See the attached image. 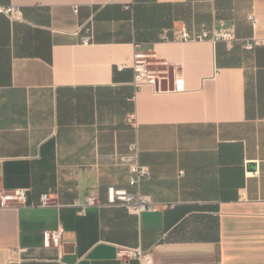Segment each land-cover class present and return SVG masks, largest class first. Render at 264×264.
<instances>
[{"label":"crops","instance_id":"1","mask_svg":"<svg viewBox=\"0 0 264 264\" xmlns=\"http://www.w3.org/2000/svg\"><path fill=\"white\" fill-rule=\"evenodd\" d=\"M0 5L24 17L0 13V191L29 194L25 206L0 209V264H141L120 259L124 247L151 251L155 264H264V45L245 48L264 40V0ZM222 21L236 28L232 48L161 40ZM136 44L181 74L184 90L174 80L136 89ZM136 141L149 168L141 192L170 207L87 206L93 195L105 201L108 186H129L118 157ZM45 193L50 206H41ZM60 226L62 247H43V232Z\"/></svg>","mask_w":264,"mask_h":264},{"label":"built area","instance_id":"2","mask_svg":"<svg viewBox=\"0 0 264 264\" xmlns=\"http://www.w3.org/2000/svg\"><path fill=\"white\" fill-rule=\"evenodd\" d=\"M78 12V9L75 8ZM0 13L7 15L13 21H24L23 12L21 8L16 6H3L0 5ZM252 22H256L254 16L250 17ZM83 32L81 41L83 44L88 45L93 42L94 33L92 26H84L79 30ZM211 40L213 42L225 41L227 45L232 48L234 42L237 40L236 28L234 25L220 22L219 27L215 28L211 33L207 30L201 32H192L187 28L173 29L172 32L165 31L161 35L162 41H177V42H192V41H205ZM264 45V40L253 39L245 43L247 50H253L256 46ZM133 56L132 70L134 73L133 85L136 89L144 85H151L157 88L161 85V77L159 72L166 73L169 76L170 66L169 63L155 62L157 60L156 54L144 52L138 49ZM161 64L169 67L163 71L153 68V66ZM128 68L126 64L118 66L119 70ZM185 88L184 77L181 74L175 75L173 90L182 91ZM129 123L136 129L139 124L136 114H131L128 118ZM119 162L129 167L131 172L129 186H108L106 191V200L102 201L98 196L93 195L87 199V206H124L134 214H141L143 212H157L161 208H169V204H160L152 200L148 195L141 192L140 186L142 181L149 175V168L142 165L140 162V146L136 141L130 145L129 152L118 157ZM2 159L0 157V163ZM29 200L28 190L25 188H17L13 190L0 191V209L10 206H25ZM53 204V198L50 193H45L41 196V206H50ZM78 206V205H77ZM65 229L60 226L55 230H46L43 232V247H58L61 248L63 244V235ZM27 248H19L15 252L26 253ZM118 257L122 260L138 259L141 264H155L153 253L142 248H120Z\"/></svg>","mask_w":264,"mask_h":264},{"label":"water","instance_id":"3","mask_svg":"<svg viewBox=\"0 0 264 264\" xmlns=\"http://www.w3.org/2000/svg\"><path fill=\"white\" fill-rule=\"evenodd\" d=\"M173 80H174L173 73L170 71L169 76L164 81H161L160 86L163 87L164 84L172 86ZM166 87H168V86H166ZM157 88H159V86H157ZM251 166H255V164H251Z\"/></svg>","mask_w":264,"mask_h":264}]
</instances>
